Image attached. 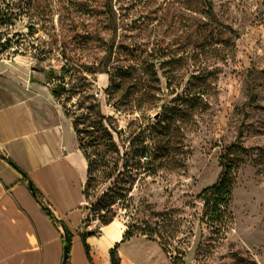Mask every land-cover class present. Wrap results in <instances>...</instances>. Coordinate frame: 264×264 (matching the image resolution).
Masks as SVG:
<instances>
[{
  "label": "rangeland",
  "instance_id": "rangeland-1",
  "mask_svg": "<svg viewBox=\"0 0 264 264\" xmlns=\"http://www.w3.org/2000/svg\"><path fill=\"white\" fill-rule=\"evenodd\" d=\"M0 11L13 14L1 37L25 45L0 61L48 75L83 144L99 124L111 135L107 159L85 148L98 171L84 228L97 222L99 236L101 199L122 192L106 220L155 237L167 264H264V0H0ZM222 157L235 165L229 219L208 222L201 193Z\"/></svg>",
  "mask_w": 264,
  "mask_h": 264
},
{
  "label": "crops",
  "instance_id": "crops-1",
  "mask_svg": "<svg viewBox=\"0 0 264 264\" xmlns=\"http://www.w3.org/2000/svg\"><path fill=\"white\" fill-rule=\"evenodd\" d=\"M46 77L25 63L0 61V264H63L65 228L74 235L70 264H111L116 243L108 244L102 229L86 238L91 262L86 255L80 233L89 232L83 223L88 163ZM119 243L120 264L168 263L145 236Z\"/></svg>",
  "mask_w": 264,
  "mask_h": 264
},
{
  "label": "trees",
  "instance_id": "trees-1",
  "mask_svg": "<svg viewBox=\"0 0 264 264\" xmlns=\"http://www.w3.org/2000/svg\"><path fill=\"white\" fill-rule=\"evenodd\" d=\"M12 19H13L12 13L0 11V56L5 53H8L10 50L12 51V49H14L13 47L16 46L17 50H14L12 53H10L13 55V57H15L20 54L19 48H22L23 46H25L24 44L23 46H21V43H23L21 42V40L13 41V39L16 36L13 38H8V37L2 38L1 37L2 27L5 25H11ZM19 36L20 35L17 34V37ZM53 95L57 97L56 92H53ZM101 119L108 120L106 116L104 115L101 116ZM76 125H77V122L74 123V126H75V130L78 136L80 150H83V154L88 163V182H87V185L85 186V187H88V186H91L92 182H94V175H96L94 171L95 170L98 171V168L93 167L94 161L91 160L90 154L85 150V148L94 147V149L98 151V157L101 158L102 160H105L107 159L108 154L99 150V147L102 146L104 143H107L106 146H108L109 149H113L115 146L112 143V138H111L110 133L105 129L103 130L100 124L98 126H95L94 129L92 130L89 128L86 130L87 131L86 133L89 136L88 138L89 141L83 144L82 140L79 138V133L77 131ZM235 147L237 148V146H231L230 148L234 149ZM231 149H229V151H232ZM139 155H141L140 157L143 158L145 153L141 152ZM1 158L6 160L16 169H18L24 175V177H27L26 174L22 172L16 166V164H14L10 159L3 157V156H1ZM220 159H221L220 166L222 168V171L220 173L218 181L213 186H210L204 189L203 192L201 193V197L204 201L202 219H207L208 222L218 221L221 223H225L229 219L228 207L231 202V196H232V190H233V184H234V177H233L232 172H233V169L235 168V165L233 161L226 162L225 157H222ZM103 174L105 175L106 179H111L113 176L112 172L111 173L103 172ZM31 190L33 194L37 197L38 192L34 188V186H31ZM116 193L117 192H111L110 194H104L103 198L101 199L100 208H104L105 210H108V212H106V214H104V216L102 217L103 226H108L114 221V218H110L108 220H106V218L108 215L107 213H109V211L112 210L111 208L113 207V205L116 204L115 200L126 198L122 194V192H118L117 194ZM84 195L86 196V188L84 191ZM44 210L46 211L47 215L50 218L53 217L51 212L47 208H44ZM131 229H133L134 231H132ZM135 231H138V229L135 226H133L132 228L128 226V230L125 232L123 236V241L121 243H124L125 241L135 236H139V235L146 236L148 239L156 241V238L151 235H146L143 233H136ZM88 236H96V232L87 231V232L80 233V237L83 240L84 248L86 250V255L89 261L91 262L90 247L86 243V238ZM73 240H74V235L67 228H65V237H64L65 255H64L63 264H70L71 254H72V249H73ZM119 246H120V243L116 244L114 248L110 250L111 264H120V258L118 257V254H117ZM162 249H164V247H162Z\"/></svg>",
  "mask_w": 264,
  "mask_h": 264
},
{
  "label": "bare ground",
  "instance_id": "bare-ground-1",
  "mask_svg": "<svg viewBox=\"0 0 264 264\" xmlns=\"http://www.w3.org/2000/svg\"><path fill=\"white\" fill-rule=\"evenodd\" d=\"M125 226L119 222L114 221L108 226H103L102 230L105 232V241L109 243H116L122 242L121 235L124 233ZM124 235V234H123ZM121 240V241H120Z\"/></svg>",
  "mask_w": 264,
  "mask_h": 264
},
{
  "label": "built area",
  "instance_id": "built-area-1",
  "mask_svg": "<svg viewBox=\"0 0 264 264\" xmlns=\"http://www.w3.org/2000/svg\"><path fill=\"white\" fill-rule=\"evenodd\" d=\"M143 160H147V158L144 157ZM97 224H98L97 222H93V223H91V225L88 226V230H89V231H93V229H96V228L98 227ZM99 228H100V227H99Z\"/></svg>",
  "mask_w": 264,
  "mask_h": 264
}]
</instances>
